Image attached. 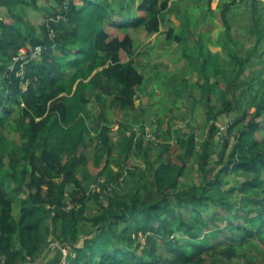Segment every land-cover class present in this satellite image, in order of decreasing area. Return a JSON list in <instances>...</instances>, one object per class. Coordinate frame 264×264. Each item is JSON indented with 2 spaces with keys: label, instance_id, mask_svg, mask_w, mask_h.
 Returning a JSON list of instances; mask_svg holds the SVG:
<instances>
[{
  "label": "trees",
  "instance_id": "1",
  "mask_svg": "<svg viewBox=\"0 0 264 264\" xmlns=\"http://www.w3.org/2000/svg\"><path fill=\"white\" fill-rule=\"evenodd\" d=\"M172 2L143 0L141 15L114 23L122 32L118 35L109 30L116 14L109 0H0V264H39L55 240L74 251L69 264H173L157 251L159 244L182 264H204L209 257L264 264V257L241 253L252 241L264 249V79L261 70H250L264 65L259 0H240L252 7L248 33L256 37L255 46L245 51L231 30L236 0L219 4L225 26V41L219 43L227 56L207 50L204 34L195 53L190 35L198 19L185 16L183 33L167 32V39L178 41L185 57L194 59L206 101L203 139L198 140L190 123V131H181L170 144L174 124L169 117V139H161L155 152L153 140L136 138L131 126L123 170H114L119 159L108 113L139 111L138 87L144 81L130 30L160 31V15ZM25 6L44 12L38 28L25 18ZM230 68L231 97L221 83ZM233 114L217 152V123ZM89 128L96 134V162L102 159V172L109 173L102 182L94 180L99 187L94 191L78 175L89 160V147L78 155ZM15 134L27 138L19 149ZM138 154L145 157L143 169L125 163ZM192 162L204 178L199 192L184 177ZM126 172L133 175L135 192L122 199L110 184L127 182ZM137 174L142 178L137 180ZM222 174L251 177L228 187ZM92 206L97 210L89 215ZM224 220L225 227L218 226ZM201 230L226 239L227 245L209 247L199 241ZM61 261L51 258L47 264Z\"/></svg>",
  "mask_w": 264,
  "mask_h": 264
},
{
  "label": "rangeland",
  "instance_id": "2",
  "mask_svg": "<svg viewBox=\"0 0 264 264\" xmlns=\"http://www.w3.org/2000/svg\"><path fill=\"white\" fill-rule=\"evenodd\" d=\"M133 0H128V2H132ZM240 0H236V7L241 4L239 3ZM231 2V1H230ZM216 2H212V6H216ZM239 9H243L241 6ZM25 18L29 20L33 25H35L37 28L40 26V24L44 21V12L37 11L34 7L25 6ZM248 10V9H247ZM194 13V12H193ZM192 14V13H190ZM215 14V11L213 12ZM245 14L244 16H239L234 22H233V32L236 36H238V39L241 40L243 51L251 48V45H254V37L248 33V26L251 23V16L250 12H239L238 15ZM194 14H192L193 16ZM199 17H201L199 15ZM131 17H127L129 19ZM200 20V19H199ZM114 23L115 20H112ZM111 22L110 26H112L114 23ZM213 22L218 24H223L219 12H216V15L213 16ZM30 23V24H31ZM32 25V26H33ZM248 25V26H246ZM115 33L118 35L121 32V30H115L113 29ZM147 34L144 28H141L139 30H130V34H132L133 38L138 36L142 32ZM218 31V30H216ZM149 35V34H148ZM190 37L192 38L190 41V44L193 49H196L195 53L198 55V47H197V41L201 39L200 34L194 33L191 34ZM224 37V34L217 35V33L212 32L208 33L206 36L203 37V42L205 43V47L207 50L213 53L220 52L223 56H227V51L225 48L220 47L218 45H215L212 43V39H218V38ZM252 38V40H251ZM163 40V39H161ZM135 42V41H134ZM162 44V41L159 43ZM139 47V46H138ZM180 50V49H178ZM263 50V49H262ZM142 51L141 56L143 54H148L147 51ZM137 50L135 51L136 55ZM180 52L174 53V60H170V62L165 63L166 56L159 55L156 56V52L150 51V58H151V65H158L157 69L153 66H144L142 65L144 60H147V56L145 58H141L136 64V67L139 71L142 72L144 76L143 83L138 87L139 94L147 95V97H141L139 95L137 104L141 109H144V111H137L133 113H127L123 116H116L113 114V112H109L108 116L110 119V123L108 124L110 128L112 129V138L113 142L116 143L115 145V151L116 156L118 157V164H113L114 170H118L121 172L123 170V161L125 158L126 150H127V142L129 139L130 134L132 133V129H130L131 126H133L134 132L137 134L136 138H139L140 136H145L144 141L147 140H153V147L156 148L154 151L158 152L159 148L156 147V145L161 141V139H169V133H168V123L167 120L169 117L173 118V131H172V140H170V144H175V142L179 139L178 136L181 134V131H190L191 126L196 131V134L198 136V140L201 141L203 139V133L206 131L205 126V98L203 95V92L201 88L198 86L197 83V74L193 67L192 60L189 61L185 58H181L179 60H176ZM141 61V62H140ZM191 62V63H190ZM145 63V62H144ZM261 70L263 72L262 79H264V65L262 63H257L251 68L250 70L253 71ZM233 75V71L230 68V70L221 78L222 85H227V95L231 97V88L230 83H228L229 77ZM182 76H184V79L181 80ZM164 84L166 89H164ZM111 95V94H110ZM95 108H92V111H94ZM254 110V108H251V112ZM236 117L235 114H233L231 117H223L219 120L217 123V126L220 128V131L218 132L216 146H217V152H219L222 148L223 143V137L227 135L228 125L229 122ZM92 119L88 117V123L91 126ZM191 123V126H190ZM89 127V126H88ZM144 128V131L143 129ZM4 132L9 133V131H6L4 129ZM160 133L162 138H159L157 134ZM260 136H264L263 134H260ZM14 139H16L17 148L19 149L21 144L27 140L26 135H20L15 134L13 136ZM96 134L94 131H92L90 128L87 131V140H86V146L85 144L80 147L78 155H80L85 147H89V160L87 161L86 165L78 170V175L82 178L84 185L90 190L94 191L95 188L98 186L96 185V182L94 180H97V182H102L106 179V176L109 174H103L102 172V166L104 162L101 164V160L99 162H96V159L93 154V148L96 145ZM158 146V145H157ZM18 149L15 150L14 156L18 158ZM175 157V153L173 158ZM105 158V157H104ZM132 162L129 160H125V163L128 162L131 166H139L140 169H143L145 167V157L143 155H135L132 157ZM130 166V167H131ZM20 168V166H19ZM197 165L193 162L190 163L185 171V180L187 184L190 186L192 190L200 191L201 185L203 184L204 178L201 173L197 171ZM128 169V168H127ZM220 170V166L213 172L215 175ZM12 175L14 176V171H11ZM127 175V182L125 180L121 179L118 183H112L110 184L111 190L115 189L118 193H120V196L122 199H128L129 196L134 194V182H133V175L126 172ZM224 174H222L223 176ZM226 178L225 183L226 186L231 187L236 184H238L240 181L247 180L250 178V175H244V174H237V175H231V176H225ZM135 178L141 179L142 176L140 174H137ZM132 181V182H131ZM16 184V183H14ZM11 185L7 183H3L4 190L9 192L11 191ZM18 187V186H17ZM19 188V187H18ZM99 188V187H97ZM20 195H24L22 191H19ZM234 198V197H233ZM97 210V206H92L89 209L88 214H92ZM15 216L18 218L20 216V210L19 207H15ZM225 214V213H224ZM228 219L231 217L229 214H225V218ZM218 226L225 227L226 222L219 221ZM210 231H203L201 230L198 234L200 236L199 241L206 242L209 247L212 246H219V247H225L227 245L226 239H219V237H216L215 235H208ZM227 234L230 232L229 230H225ZM182 237V236H180ZM186 238V237H184ZM183 238V239H184ZM142 243L145 245L146 240L145 238H141ZM186 239L183 240L185 242ZM55 242H58V240H55ZM54 243V242H53ZM59 243V242H58ZM52 245V244H51ZM50 245V246H51ZM62 246L61 253L55 251L52 246L50 249L46 250L44 253L42 259L39 264H47L49 259L56 258L61 259L62 261L59 264H69L70 259L69 255L72 254L75 256L74 251L72 252L70 250V245L65 243ZM60 249V248H59ZM51 250V251H50ZM50 251V252H49ZM59 251V250H58ZM157 251L159 253L164 254L165 256H170L173 264H182L181 261L177 260L175 255L170 252V248L166 245H158ZM251 251L254 255L257 256V258L260 260L264 257V249L262 244H260L257 241H252L247 245L246 250L244 249L241 253ZM85 263V261L83 262ZM81 263V264H83ZM204 264H244L243 260L233 259L232 261H229L223 257H209L207 262Z\"/></svg>",
  "mask_w": 264,
  "mask_h": 264
},
{
  "label": "crops",
  "instance_id": "3",
  "mask_svg": "<svg viewBox=\"0 0 264 264\" xmlns=\"http://www.w3.org/2000/svg\"><path fill=\"white\" fill-rule=\"evenodd\" d=\"M142 1L143 0H133L132 2H128V0H109L108 7L110 9L116 10L115 11L116 14L113 15L114 17H111V22H113L112 20L123 22L129 19H134L137 16L141 15L138 8L140 4L142 3ZM221 1L228 2L231 0H173L172 3H169V8L160 15V22H161L160 31L149 34V35L141 31L142 34L140 33L138 36L136 35V37H134L135 51L137 50L136 55H135V60H136L135 65L138 64L140 57L145 58L147 56V60H144L145 63L142 62L143 63L142 65H144L145 67L153 66L156 70L158 65L155 66L154 64L153 65L150 64L151 63L150 51L156 52L155 54L156 56H159V55L166 56L167 58H166L165 63L167 62V64L165 65H168V62H170L169 59L173 61L174 53H178V52L180 53L179 55H175V56H178L176 60L185 58L189 61L192 60V64H193L194 59L185 57L181 49V44L178 41H175V40L169 41L167 39V32L169 30H172L173 34H176V35L183 33L182 21L186 19L185 18L186 16V17H191L193 19H198V20L200 19L199 20L200 23L197 29L195 28L192 29L193 33H198L200 35L204 34L206 36L208 33L215 32L217 33V35L220 34L221 36V34L224 33L225 26L223 24L216 25V23L213 22V16L216 15L217 11L219 12V16L221 18L220 8H219V4L221 3ZM259 1L262 2L261 9H264V0H259ZM100 2H102V0H100ZM212 2L217 3L215 7L211 5ZM239 3L241 4H239L237 7H236L237 5L236 3L233 6L235 10H234V13L230 17V24H231L232 32H233V22L239 16L245 15V14L238 15L239 12H245V10L246 12H251L250 16L252 19L251 5H248L240 1ZM241 6L243 7V9H239ZM214 11H215V14H213ZM190 13L194 15L192 16V14ZM199 15L201 17H199ZM127 17H131V18L126 20ZM114 28L115 27L110 26L109 30H113ZM253 37L255 38L254 39L255 41H254V45H251V48H253L256 43V37L255 36ZM161 41H162V44H159ZM223 41H225V35L222 38L220 37L218 39H215V38L212 39V43L220 47H223V45H221L219 42H223ZM141 49L146 52L148 51L149 53L143 54V56H141L142 54ZM181 78H182L181 80H183L184 76H182ZM166 88L167 87H165V84H164V89ZM139 95L141 97H147L145 93L143 95L142 94H139ZM142 110L144 109L140 108L139 111H142Z\"/></svg>",
  "mask_w": 264,
  "mask_h": 264
},
{
  "label": "built area",
  "instance_id": "4",
  "mask_svg": "<svg viewBox=\"0 0 264 264\" xmlns=\"http://www.w3.org/2000/svg\"><path fill=\"white\" fill-rule=\"evenodd\" d=\"M37 50H39V47L37 48ZM22 52H23V53H26L25 50H22ZM69 207H71V206H69ZM51 246H52L53 249H55V248H58V249H59V248H60V250H62V246H60V244H59L58 242H54V243H52ZM62 251H63V250H62Z\"/></svg>",
  "mask_w": 264,
  "mask_h": 264
},
{
  "label": "clouds",
  "instance_id": "5",
  "mask_svg": "<svg viewBox=\"0 0 264 264\" xmlns=\"http://www.w3.org/2000/svg\"><path fill=\"white\" fill-rule=\"evenodd\" d=\"M114 17V16H113ZM137 18V17H136ZM125 22V21H124ZM113 27H116L115 24L112 25Z\"/></svg>",
  "mask_w": 264,
  "mask_h": 264
}]
</instances>
